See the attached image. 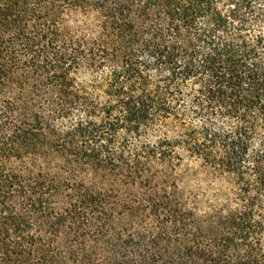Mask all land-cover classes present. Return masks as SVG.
I'll use <instances>...</instances> for the list:
<instances>
[{
    "label": "trees",
    "instance_id": "16d2710c",
    "mask_svg": "<svg viewBox=\"0 0 264 264\" xmlns=\"http://www.w3.org/2000/svg\"><path fill=\"white\" fill-rule=\"evenodd\" d=\"M0 264H264V0H0Z\"/></svg>",
    "mask_w": 264,
    "mask_h": 264
}]
</instances>
